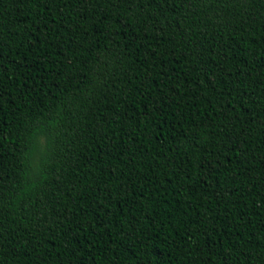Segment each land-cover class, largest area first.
<instances>
[{
	"label": "trees",
	"instance_id": "1",
	"mask_svg": "<svg viewBox=\"0 0 264 264\" xmlns=\"http://www.w3.org/2000/svg\"><path fill=\"white\" fill-rule=\"evenodd\" d=\"M0 264H264V0H0Z\"/></svg>",
	"mask_w": 264,
	"mask_h": 264
}]
</instances>
